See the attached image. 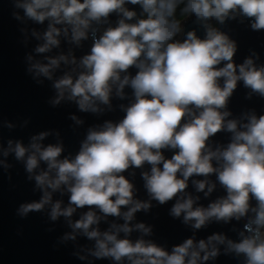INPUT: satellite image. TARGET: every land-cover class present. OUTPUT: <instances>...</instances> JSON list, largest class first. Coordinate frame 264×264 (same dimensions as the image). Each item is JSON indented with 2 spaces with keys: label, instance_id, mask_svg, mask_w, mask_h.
Listing matches in <instances>:
<instances>
[{
  "label": "clouds",
  "instance_id": "1",
  "mask_svg": "<svg viewBox=\"0 0 264 264\" xmlns=\"http://www.w3.org/2000/svg\"><path fill=\"white\" fill-rule=\"evenodd\" d=\"M128 4L141 9V18L134 23L127 22L137 16ZM15 6L39 24L49 21L43 43L35 48L37 54L59 47L61 34L68 37L70 33V41L79 45L92 33L90 53L79 64L75 57L61 54L44 56L46 62L36 60L28 68L37 84L42 83L36 79L40 76L52 80L61 62L81 69L72 68L53 82L58 93L53 106L66 98L75 101L80 111L97 113L100 104L110 105L113 88L123 99L126 86L134 98L118 123L106 121L98 129L88 130L74 159L60 158V145L43 146L39 141L48 134L45 132L32 137L28 147L19 141L12 147V141L8 142L15 158L24 160L30 174L27 179H34L42 192L38 202L20 205V216L42 212L45 205H51L49 218L56 221L87 206L89 210L74 223L69 221V226L95 241L92 256L110 258L117 264H202L217 257V244L225 242V251L243 256L244 264H264V115L250 114L241 123L226 119L231 113L224 110L238 81L251 90L249 96L264 97V66L258 67L252 58L237 65L233 60L236 42L207 23L215 19L223 24L239 14L252 20V30H264V0H15ZM112 13L120 17L116 26L109 24L97 37L93 22L106 24ZM14 15L20 19L18 13ZM190 15L204 22L205 37L199 38L192 30L183 40L176 39L182 21ZM131 68L136 69L135 75L129 72ZM221 131L231 133V140L226 147L212 150L206 142ZM164 149L175 150L170 159L165 158ZM40 162L46 164V170L36 173ZM146 162L150 172L141 175L150 200L142 202L134 199V185L122 173ZM213 174L226 197L207 208H194L199 197L186 193L189 178L205 177L192 183L197 192L207 187V196L215 188L207 179ZM62 185L70 193L64 208L62 201L53 202V193ZM174 197L169 214L179 218L183 213V223L194 221V229L213 218L228 222L247 217L241 238L238 242L220 234L207 240L188 238L170 251L151 240L128 238L133 231L129 222L136 212H147L151 200L164 205ZM122 208L127 210L122 212ZM107 217H120L124 223H113L103 232L92 227ZM135 229L145 235L152 231L144 223H137ZM75 238L74 234L64 237Z\"/></svg>",
  "mask_w": 264,
  "mask_h": 264
},
{
  "label": "water",
  "instance_id": "2",
  "mask_svg": "<svg viewBox=\"0 0 264 264\" xmlns=\"http://www.w3.org/2000/svg\"><path fill=\"white\" fill-rule=\"evenodd\" d=\"M126 7L137 12V16L127 21L128 23H134L141 18L139 5L128 4ZM15 13L19 14L20 19L16 18ZM119 18L117 14L112 13L106 24L96 25L93 22L92 27L98 29L96 36L98 37L99 32L109 24L116 26ZM48 23L49 21L45 20L43 24H39L25 17L23 10L15 6V0H0V264H117L110 258L97 259L92 256L90 250H94L95 241L87 239L80 230L74 231L69 226V221L74 223L89 210L87 206L77 209L71 217L60 216L56 221H51L49 218L51 205H45L42 212H30L25 218H22L18 212L21 204L38 202L42 192L35 187L34 179L31 181L27 179L30 174L25 171V162L15 158L14 152L9 150V141H12V147L17 141L28 147L32 143V137L45 132L48 134L39 141L43 146L60 145L63 148L60 158L74 159L90 128L98 129L106 121L118 123L126 114L124 108L134 101L132 90L126 86L123 99L116 95L113 88L110 105L100 104L101 111L97 113L80 111L75 101L66 98L53 106L52 102L58 95L57 90L52 86L53 82L65 72H70L72 68H76V72L81 69L76 65H66L61 62L60 67L53 73L52 80L40 76L36 79L42 83L37 84L33 80L34 73L27 72L28 68L36 60L46 62L44 56L55 57L61 54L68 56L69 59L75 57L79 64L82 56L90 53L93 41L91 31L88 39L82 40L79 45L70 41V33L68 37L61 34L58 37L59 47L53 48L48 53L37 54L35 48L43 43L42 37ZM207 23L236 42L237 50L233 60L237 65L242 64L247 58H252L258 67L264 66V30H252L250 18L237 14L235 19L227 18L223 24L214 19ZM181 27L183 35L180 40L192 30H195L199 38L205 37L204 22L197 21L194 15H190L181 23ZM34 32L39 34V38L33 34ZM29 55L33 57L31 61L27 59ZM76 72L72 75L75 76ZM129 72L135 75L136 69L131 68ZM250 92L243 81H238L237 88L229 98L227 108L224 109L231 113L226 119H235L244 123L250 114L254 113L257 117L264 115V97L256 93L249 96ZM231 135L227 131H221L210 137L206 143L212 150L226 147ZM5 151H8L7 156L4 155ZM174 151L162 150L165 158L168 159ZM213 163L215 165V162ZM150 168L151 166L146 162L141 168L130 167L122 173L134 185V199L142 202L149 201L150 197L144 187L145 181L141 173L150 172ZM42 169L46 170L44 162H40L35 172L38 173ZM200 179L205 177L196 175L190 177L188 188L185 190L194 199L199 197L195 200L194 208L198 206L207 208L218 198L226 197V190L214 174L207 177L210 184H215L213 191L207 196L205 195L207 187L204 191L197 192L192 181ZM69 195L70 193L62 185L61 190L53 193V202L60 200L61 207H67ZM176 199L174 197L164 205L151 200L152 207L147 212L143 210L136 212L133 220L129 222L133 231L128 238L133 241L139 238L151 240L169 251L174 245L188 238H194L196 241L207 240L213 234L224 235L234 242H238L241 238L239 233L244 231L243 225L247 217H242L239 221L233 218L228 222L213 218L200 229H194L192 227L194 221L183 223V213L179 218H173L169 214ZM252 204L254 206L255 202L252 201ZM126 210V208L121 209L122 212ZM96 211L98 215L103 216L98 209ZM248 215L251 216L252 213L249 212ZM113 223L123 224L124 221L120 217H107L102 218L98 225L92 227H98L103 232L109 230ZM137 223L151 227V234L145 235L136 230ZM70 234L75 235V240L64 239ZM123 237L124 234L120 233V238ZM217 247L220 250L218 256L202 264H244L243 256L225 251L226 242L217 244Z\"/></svg>",
  "mask_w": 264,
  "mask_h": 264
},
{
  "label": "rangeland",
  "instance_id": "3",
  "mask_svg": "<svg viewBox=\"0 0 264 264\" xmlns=\"http://www.w3.org/2000/svg\"><path fill=\"white\" fill-rule=\"evenodd\" d=\"M215 20V19H214ZM102 31L103 30H101L100 32H99V35H101L102 34ZM182 35H183V29H182V32L180 33V34H178V36H177V39H181L182 38Z\"/></svg>",
  "mask_w": 264,
  "mask_h": 264
},
{
  "label": "trees",
  "instance_id": "4",
  "mask_svg": "<svg viewBox=\"0 0 264 264\" xmlns=\"http://www.w3.org/2000/svg\"><path fill=\"white\" fill-rule=\"evenodd\" d=\"M189 17V16H188ZM187 17V18H188ZM177 18H179V9L177 10ZM187 18L186 19H184L183 21H182V23L185 21V20H187Z\"/></svg>",
  "mask_w": 264,
  "mask_h": 264
}]
</instances>
